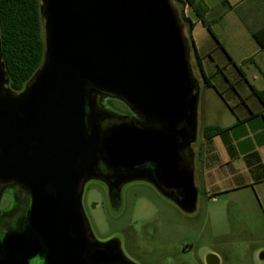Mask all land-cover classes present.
I'll return each mask as SVG.
<instances>
[{
    "label": "water",
    "instance_id": "obj_1",
    "mask_svg": "<svg viewBox=\"0 0 264 264\" xmlns=\"http://www.w3.org/2000/svg\"><path fill=\"white\" fill-rule=\"evenodd\" d=\"M41 3L44 59L20 92L8 87L0 45V180L31 194L29 227L0 241V264H88L80 182L106 180L95 174L100 160L127 173L119 185L142 179L194 211L198 192L179 151L196 140L199 86L168 0ZM104 97L145 122L103 131ZM145 164L161 186L139 170ZM174 189L181 199L167 193Z\"/></svg>",
    "mask_w": 264,
    "mask_h": 264
},
{
    "label": "crops",
    "instance_id": "obj_2",
    "mask_svg": "<svg viewBox=\"0 0 264 264\" xmlns=\"http://www.w3.org/2000/svg\"><path fill=\"white\" fill-rule=\"evenodd\" d=\"M194 1L202 18L184 6L186 18L200 69L212 85H203V95L199 88L197 122L224 130L193 143L194 186L209 202L248 207L264 221V104L254 94H264V52L253 39L264 26V0Z\"/></svg>",
    "mask_w": 264,
    "mask_h": 264
},
{
    "label": "rangeland",
    "instance_id": "obj_3",
    "mask_svg": "<svg viewBox=\"0 0 264 264\" xmlns=\"http://www.w3.org/2000/svg\"><path fill=\"white\" fill-rule=\"evenodd\" d=\"M168 2L182 36H187L188 11L180 0ZM188 61L203 95L202 79L189 53ZM100 104L109 114L132 116L115 98L104 97ZM203 126L199 118L197 142ZM81 187V210L93 238L98 243L116 242L132 264H202L207 255L216 256L219 264H264V221L258 211L234 203L222 208L221 201L211 203L199 195L194 211L186 213L142 179L121 183L116 203L104 181L90 180Z\"/></svg>",
    "mask_w": 264,
    "mask_h": 264
},
{
    "label": "trees",
    "instance_id": "obj_4",
    "mask_svg": "<svg viewBox=\"0 0 264 264\" xmlns=\"http://www.w3.org/2000/svg\"><path fill=\"white\" fill-rule=\"evenodd\" d=\"M183 6L192 9L198 18H202L203 10L194 0H180ZM41 0H0V45L2 63L8 87L15 92L23 90L25 85L40 69L45 53L43 35V16ZM187 36L183 37L187 52L195 59L205 87L211 88L200 69L199 58L195 52L191 37L192 24L186 18ZM253 39L264 52V26L253 33ZM254 94L264 104V94L254 91ZM224 130L219 127H205L203 138L208 140L216 135H222ZM231 154V147L226 143Z\"/></svg>",
    "mask_w": 264,
    "mask_h": 264
},
{
    "label": "flooded vegetation",
    "instance_id": "obj_5",
    "mask_svg": "<svg viewBox=\"0 0 264 264\" xmlns=\"http://www.w3.org/2000/svg\"><path fill=\"white\" fill-rule=\"evenodd\" d=\"M124 103V102H123ZM126 105V104H125ZM132 113V112H131ZM110 118L107 119L103 126V131H108L112 127L121 124H134L138 126L140 123H144L145 120L134 113L129 117H119L110 114ZM180 129H188L186 123H183L179 127ZM179 143H182L180 136H177ZM192 146L187 147L179 151L180 162L179 168L188 170L191 165L192 159ZM100 171H97L96 175H101L106 178L104 181L110 187V196L116 203L118 201V186L119 181L117 176H125L127 173L124 170H114L104 160H100ZM139 170H148L151 172V177L154 182L161 186L158 176L154 174V165L145 164L139 167ZM82 181L80 182V186ZM169 195L174 198L181 199L182 190L174 189L167 191ZM5 202V206L1 208L2 203ZM31 205V194L27 187L20 185L15 181H3L0 180V241L7 235L25 231L29 227V210ZM83 232L84 239L86 241V253L88 264H132L123 255H119L118 245L114 241H107L104 243H98L92 236L88 222L83 216ZM97 262H95V261ZM29 264H45L44 259L35 257L29 261ZM202 264H219V260L214 255L205 256Z\"/></svg>",
    "mask_w": 264,
    "mask_h": 264
}]
</instances>
